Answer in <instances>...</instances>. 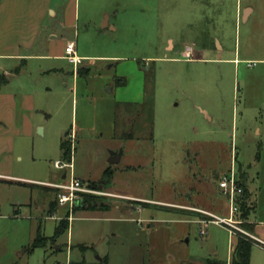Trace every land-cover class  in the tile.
I'll list each match as a JSON object with an SVG mask.
<instances>
[{"label":"rangeland","instance_id":"rangeland-1","mask_svg":"<svg viewBox=\"0 0 264 264\" xmlns=\"http://www.w3.org/2000/svg\"><path fill=\"white\" fill-rule=\"evenodd\" d=\"M75 1L77 16L53 27L52 50L41 45L33 52L41 58L27 59L26 72L10 84L26 94L38 91L41 113L34 119L41 133L15 139L7 154L14 182L0 181V264L228 263L234 231H248L238 217L235 228L215 223L229 216L218 181L231 167L242 172L249 218L264 216V141L257 134L264 113L256 109L264 85H246L251 71L244 66L220 64L216 38L221 26L226 44L242 41L246 25L242 17L236 24L237 1L257 13L264 0ZM67 41L76 45V67L61 57ZM64 139L72 149L68 175L92 183L111 220L74 207L69 230L26 253L38 227L52 239L67 216L68 207L58 206L45 185L59 183L66 171L55 167L69 163L62 158ZM118 150L120 162L109 164V152ZM111 191L151 204L117 199ZM155 201L194 207L182 214ZM115 205L145 211L143 217L133 212L132 222ZM146 211L153 222H145Z\"/></svg>","mask_w":264,"mask_h":264},{"label":"crops","instance_id":"crops-1","mask_svg":"<svg viewBox=\"0 0 264 264\" xmlns=\"http://www.w3.org/2000/svg\"><path fill=\"white\" fill-rule=\"evenodd\" d=\"M75 4V0H73L70 4H68V2H65L64 0H0V181H6L9 183L14 182V176L11 173L12 166L11 168L10 166H8V164H11L12 158L10 159L7 154L8 151L13 152V149L15 147V139H18L19 137L31 136L36 129H38L41 133V128H39L41 126V121H36L34 119V116L37 112L41 113V104L35 99V94H37L38 91H33L26 94L19 87H11L10 84L17 78L18 74H24L26 72V70L23 71V68L26 65L27 59L32 57L41 58V55H36L37 53H33L37 51L41 52V45L46 43L45 45L47 52L52 50L53 43L51 42V40H54L56 38V33L53 27H56L58 21L62 23L63 21H66L68 16L70 18V15H72V13L73 16L71 17H73V19L75 18V16H77V7H75ZM221 12V9H219V17L221 16ZM234 17L237 25L241 17L243 25H246V27H244L242 41H236V44L234 42L233 45L226 44V32L223 31L219 22L220 38H216L218 51V58L216 60L220 64L231 65L235 69H239L240 66H244V69H246L245 72L250 73L251 71V74L246 77L245 84H258L263 86L264 1L257 13H254V9L251 6H248L247 4L241 6L240 2L237 1ZM249 23H251L250 26H247ZM103 26H106V23L103 24ZM67 42L64 44V48L61 54V57L65 58L66 60L67 58L65 56L64 49ZM169 42V47H167L168 51L173 49L172 41ZM186 55H188V53H186ZM75 56L78 59L75 65L70 63L68 60L67 61L72 66L76 67L80 61L79 57L76 55V45ZM248 64H251V66H248ZM260 102L261 103L258 104L256 109H260L264 113V101L261 99ZM262 116H264V114ZM257 134L260 135L262 137L261 140L264 141V130L262 126L258 128ZM7 160H9L10 162H6ZM71 160L72 153L70 161L68 162L72 163ZM236 175L238 179L239 172H237ZM68 176L69 175L66 170L61 177V181L65 180V178H67ZM39 184H41V181H39ZM52 184L53 183H46L45 185H48V187H50ZM91 185L92 183L90 184V186ZM221 191L222 193H224V195H226V193L222 189ZM110 195L111 197L117 199L144 203L146 204V206L151 204V202H148V200L134 198L131 195L118 193L116 191H111ZM84 199L86 202L87 198L84 197ZM79 204H81V202ZM153 204L165 207L167 209L169 207L173 209L181 208V210H179L178 212L182 214L188 213V210H191V208L194 207L193 205L185 206L182 204L169 202L166 203L161 201H155ZM88 206L89 205H86L85 208L81 207L76 211L87 212L89 210L87 208ZM61 207L63 208L65 206ZM115 209L123 214L122 217H125L124 214H128L129 216H126L128 217L127 220L132 222L135 220L132 217L133 212H137L139 215H141L139 217H143V213L145 211L143 207L140 208L137 205H115ZM192 210L199 211L197 209ZM93 211L99 212V214H103L104 216L106 215L104 219L108 221L111 220L110 217H107V215L111 212V208L107 210ZM72 212L73 210L70 211L68 209V223L71 219L70 213ZM146 214H148L150 218H146L145 222H153L154 217L151 216L150 211H146ZM233 214L231 215L229 212V216L227 218L219 217V220L226 221L230 219L231 222L235 224V222L233 221ZM122 217L118 218V220L127 221ZM248 221L253 225V231L252 233L248 232V236L258 243L255 244L251 249L249 264H264V216L260 217L258 215L252 219L249 218ZM38 230H40V227H38ZM67 230H69V228ZM112 236L115 237V234H113ZM107 243L109 245L108 240ZM103 259H99V262L105 263V258ZM226 264H231V259Z\"/></svg>","mask_w":264,"mask_h":264},{"label":"trees","instance_id":"trees-1","mask_svg":"<svg viewBox=\"0 0 264 264\" xmlns=\"http://www.w3.org/2000/svg\"><path fill=\"white\" fill-rule=\"evenodd\" d=\"M79 75V72L77 73ZM143 107L144 103L140 104ZM152 121V120H151ZM151 124V123H150ZM61 152H62V158L64 160L70 161L71 158V145L67 143V141L64 139L61 142L60 145ZM238 183L242 188L241 194L237 197V207L236 210L234 211L233 217H238L239 218V225L243 228H245L249 233H252L253 231V225L249 223V211L250 207L248 204L249 198H250V193L248 191L247 185H246V177L245 175L239 171V176H238ZM57 195V190L54 189ZM87 198L86 200V205H89L87 208L89 210H107L108 207L103 206L100 204L98 201L100 200L97 197L93 196H84ZM94 199V200H93ZM52 204V203H50ZM57 204V202H56ZM51 206V205H49ZM78 207L74 208V211L78 210ZM53 211L49 208L48 209V215L52 216ZM194 213V212H190ZM199 214V213H197ZM200 215V214H199ZM68 214L64 220H60L59 223L55 227L54 231V236L52 239L44 237L41 233L40 230L37 231L36 236L32 239L30 244L25 248L26 253L32 252L35 248H41L45 247L46 244L49 241H54L56 237H58L60 234H62L64 231H66L69 228V223H68ZM236 238L232 250V255H231V264H249L250 261V255H251V249L255 244H258L256 241L252 240L248 235H245L243 233H239L237 231H234ZM205 264H224L218 260L212 259V260H207Z\"/></svg>","mask_w":264,"mask_h":264},{"label":"built area","instance_id":"built-area-1","mask_svg":"<svg viewBox=\"0 0 264 264\" xmlns=\"http://www.w3.org/2000/svg\"><path fill=\"white\" fill-rule=\"evenodd\" d=\"M65 56L67 60L76 64L78 59L75 56V45L73 42H67L64 49ZM251 66V64H248ZM55 167L62 170L73 169L72 163L63 164L59 161L55 162ZM219 188H221L227 195L229 201V212L232 215L236 210L237 206V197L241 194L242 188L238 183L237 175L235 169L231 167L230 172L227 175L221 177L218 183ZM53 189L57 190L56 202L59 206L68 207L71 211L77 204L83 201L84 196H94L98 195V191L92 188L90 185H84L81 180L72 176V173L69 174L65 180L61 181L58 184H52L50 186ZM226 223L230 228H235L231 220H216L215 223L219 222ZM205 231L201 230L200 235L204 236Z\"/></svg>","mask_w":264,"mask_h":264},{"label":"water","instance_id":"water-1","mask_svg":"<svg viewBox=\"0 0 264 264\" xmlns=\"http://www.w3.org/2000/svg\"><path fill=\"white\" fill-rule=\"evenodd\" d=\"M121 156H122V152L119 151L118 153L116 152H109V158H108V163L109 164H117L119 163L120 159H121Z\"/></svg>","mask_w":264,"mask_h":264},{"label":"flooded vegetation","instance_id":"flooded-vegetation-1","mask_svg":"<svg viewBox=\"0 0 264 264\" xmlns=\"http://www.w3.org/2000/svg\"><path fill=\"white\" fill-rule=\"evenodd\" d=\"M119 152V150L118 151H116V153H118ZM82 203V202H81Z\"/></svg>","mask_w":264,"mask_h":264}]
</instances>
